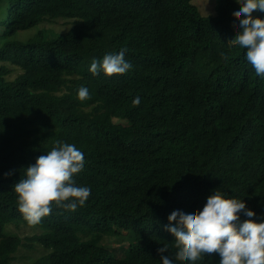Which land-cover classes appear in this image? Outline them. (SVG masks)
I'll return each mask as SVG.
<instances>
[{"label": "trees", "instance_id": "16d2710c", "mask_svg": "<svg viewBox=\"0 0 264 264\" xmlns=\"http://www.w3.org/2000/svg\"><path fill=\"white\" fill-rule=\"evenodd\" d=\"M237 3L220 0L202 18L193 0H0V61L11 63L0 67V264L23 244L6 230L26 222L12 185L57 140L84 153L74 182L90 191L83 205L53 204L40 218L46 231L28 238L47 254L31 264H161V242L177 247L170 209H199L213 189L264 211V77L230 40ZM54 18L74 25L47 41L9 39ZM121 47L125 73L88 71ZM116 232L129 244L105 247Z\"/></svg>", "mask_w": 264, "mask_h": 264}, {"label": "clouds", "instance_id": "9594fccd", "mask_svg": "<svg viewBox=\"0 0 264 264\" xmlns=\"http://www.w3.org/2000/svg\"><path fill=\"white\" fill-rule=\"evenodd\" d=\"M209 1H214V11L203 14L199 9L202 18L215 15L220 0ZM253 9L264 12V0H238L234 10L238 13L235 19L239 30L230 40L244 49V59L256 75L264 77V18L253 17ZM125 51L121 47L119 51L106 52L99 60L91 58L88 71L92 75L100 71L107 76L125 73L131 67L124 59ZM222 52L227 58L229 50ZM76 96L79 100L86 99L88 89L80 86ZM139 101L140 97L136 96L131 103L136 105ZM84 163L80 148L57 140L23 168V177L12 185V190L16 194V207L28 224L38 223L53 204L71 210L85 203L89 187L74 182V174L82 170ZM9 174L10 171L5 173ZM241 214L247 218L241 220ZM168 215L166 223L176 233L177 247L168 251L169 242H161V264H181L180 258L195 264L213 252L219 257L218 264H264V219L259 222L250 219L254 215L264 216V211L254 213L243 199L213 189L199 209L176 205Z\"/></svg>", "mask_w": 264, "mask_h": 264}, {"label": "rangeland", "instance_id": "374dc122", "mask_svg": "<svg viewBox=\"0 0 264 264\" xmlns=\"http://www.w3.org/2000/svg\"><path fill=\"white\" fill-rule=\"evenodd\" d=\"M194 4H197L203 14H209L214 11V1L209 0H194ZM74 19L65 18H54L51 22L45 21L27 30L17 31L14 35L10 36L11 41L17 43H26L29 41H47L55 38L57 35L66 32L68 29L74 25ZM11 63L9 61H0V67L2 65L9 66ZM19 74L17 69H13L9 74V79H15ZM120 123V121H118ZM6 230L15 233L17 236L22 238L23 244L20 246L19 250L15 254V260L12 264H31L38 257L43 254H47V251L43 249L37 242L29 239L28 237L39 235L46 231L45 226L41 221L36 224H28L27 222H19L12 225H8ZM121 233H113L108 236V238L103 241V245L107 248L118 249L121 246H127L129 244L130 238L127 240H122L123 236Z\"/></svg>", "mask_w": 264, "mask_h": 264}]
</instances>
